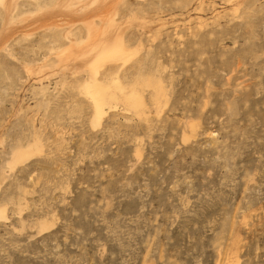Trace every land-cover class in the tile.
<instances>
[{"label":"rangeland","instance_id":"1","mask_svg":"<svg viewBox=\"0 0 264 264\" xmlns=\"http://www.w3.org/2000/svg\"><path fill=\"white\" fill-rule=\"evenodd\" d=\"M0 216V264H264V0H0Z\"/></svg>","mask_w":264,"mask_h":264},{"label":"bare ground","instance_id":"2","mask_svg":"<svg viewBox=\"0 0 264 264\" xmlns=\"http://www.w3.org/2000/svg\"><path fill=\"white\" fill-rule=\"evenodd\" d=\"M111 25V23L107 24L106 28L104 31L101 32V34H97V31L94 30L90 25H88L87 27V32H86V43H91L94 38L96 36H98L96 39L98 40L96 46L92 47L90 49V53H92L93 55V69L97 66V62L96 60L99 58H103L105 56V52L108 48H110L111 46H115L116 44H119L121 42L120 38L114 39V40H110L107 37V30L110 28L109 26ZM113 61H123L120 58H112ZM92 74V82L93 83H98L96 80V71L91 72ZM83 89L85 90V93L87 94V96L91 99L92 103H93V107H94V121L93 123L96 125L99 123V120L103 114L102 111V99H103V93L101 92V86H96L92 84H84ZM35 146V145H34ZM33 146V147H34ZM29 146L28 149H30ZM31 151V150H30ZM29 154V150L27 151ZM17 155V154H15ZM26 156V153H21V155H17L15 158H22V156ZM27 159V158H26ZM18 161V160H17ZM15 162V161H14ZM0 218H2L0 216Z\"/></svg>","mask_w":264,"mask_h":264}]
</instances>
